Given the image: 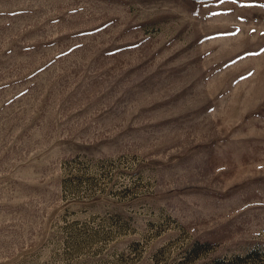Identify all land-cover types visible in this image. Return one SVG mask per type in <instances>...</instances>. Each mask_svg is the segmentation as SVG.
<instances>
[{
  "label": "rangeland",
  "instance_id": "374dc122",
  "mask_svg": "<svg viewBox=\"0 0 264 264\" xmlns=\"http://www.w3.org/2000/svg\"><path fill=\"white\" fill-rule=\"evenodd\" d=\"M0 264H264V0H0Z\"/></svg>",
  "mask_w": 264,
  "mask_h": 264
}]
</instances>
